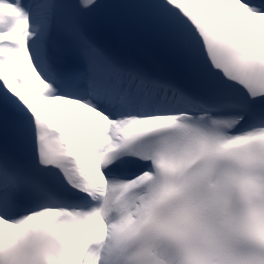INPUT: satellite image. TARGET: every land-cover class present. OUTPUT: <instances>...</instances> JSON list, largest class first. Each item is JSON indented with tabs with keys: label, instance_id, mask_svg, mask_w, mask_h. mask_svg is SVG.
<instances>
[{
	"label": "snow or ice",
	"instance_id": "1",
	"mask_svg": "<svg viewBox=\"0 0 264 264\" xmlns=\"http://www.w3.org/2000/svg\"><path fill=\"white\" fill-rule=\"evenodd\" d=\"M0 264H264V0H0Z\"/></svg>",
	"mask_w": 264,
	"mask_h": 264
}]
</instances>
